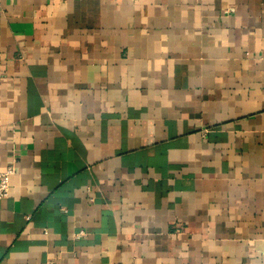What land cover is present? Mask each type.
I'll return each instance as SVG.
<instances>
[{
	"label": "crops",
	"instance_id": "crops-1",
	"mask_svg": "<svg viewBox=\"0 0 264 264\" xmlns=\"http://www.w3.org/2000/svg\"><path fill=\"white\" fill-rule=\"evenodd\" d=\"M0 264H264V0H0Z\"/></svg>",
	"mask_w": 264,
	"mask_h": 264
},
{
	"label": "built area",
	"instance_id": "built-area-1",
	"mask_svg": "<svg viewBox=\"0 0 264 264\" xmlns=\"http://www.w3.org/2000/svg\"><path fill=\"white\" fill-rule=\"evenodd\" d=\"M15 174L13 165L5 168L4 172L0 174V200L7 199L10 195V180Z\"/></svg>",
	"mask_w": 264,
	"mask_h": 264
}]
</instances>
